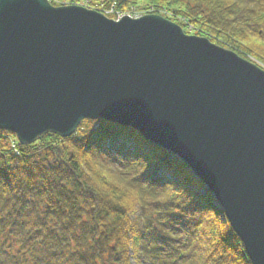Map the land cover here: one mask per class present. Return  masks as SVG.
I'll return each instance as SVG.
<instances>
[{"label":"water","instance_id":"obj_1","mask_svg":"<svg viewBox=\"0 0 264 264\" xmlns=\"http://www.w3.org/2000/svg\"><path fill=\"white\" fill-rule=\"evenodd\" d=\"M86 120L130 127L185 163L264 264L263 70L160 16L0 0V131L31 146Z\"/></svg>","mask_w":264,"mask_h":264},{"label":"trees","instance_id":"obj_2","mask_svg":"<svg viewBox=\"0 0 264 264\" xmlns=\"http://www.w3.org/2000/svg\"><path fill=\"white\" fill-rule=\"evenodd\" d=\"M60 1L99 13L154 8L264 64V0ZM133 263L251 264L187 165L138 131L85 121L71 138L28 147L0 131V264Z\"/></svg>","mask_w":264,"mask_h":264},{"label":"rangeland","instance_id":"obj_3","mask_svg":"<svg viewBox=\"0 0 264 264\" xmlns=\"http://www.w3.org/2000/svg\"><path fill=\"white\" fill-rule=\"evenodd\" d=\"M137 13H149V12H151L152 11V9H149L148 11H146V10H142V11H138V10H135ZM136 13V14H137ZM143 15H146V14H143ZM200 193H202V192H200ZM134 264V263H133Z\"/></svg>","mask_w":264,"mask_h":264},{"label":"bare ground","instance_id":"obj_4","mask_svg":"<svg viewBox=\"0 0 264 264\" xmlns=\"http://www.w3.org/2000/svg\"><path fill=\"white\" fill-rule=\"evenodd\" d=\"M161 149V148H160ZM162 150H164V149H162ZM164 151H167V150H164ZM167 152H169V151H167ZM171 153V152H170Z\"/></svg>","mask_w":264,"mask_h":264},{"label":"built area","instance_id":"obj_5","mask_svg":"<svg viewBox=\"0 0 264 264\" xmlns=\"http://www.w3.org/2000/svg\"><path fill=\"white\" fill-rule=\"evenodd\" d=\"M121 17V16H120Z\"/></svg>","mask_w":264,"mask_h":264}]
</instances>
